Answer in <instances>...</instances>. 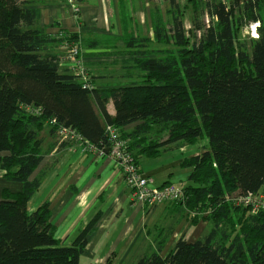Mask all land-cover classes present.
<instances>
[{"label":"trees","instance_id":"trees-1","mask_svg":"<svg viewBox=\"0 0 264 264\" xmlns=\"http://www.w3.org/2000/svg\"><path fill=\"white\" fill-rule=\"evenodd\" d=\"M168 1L169 21L158 15L153 24V42L164 49L138 52L133 61L142 82L102 92L84 88L47 53L52 44L80 48L76 36L52 39L35 28L39 12L25 9V0H0V174L22 186L17 194L4 190L0 201V264H80L97 219L67 247L55 236L49 203L28 211L44 180L33 177L44 159L41 133L70 129L109 155L108 126L120 130L138 166L163 149L208 142L184 161L189 184L172 204L194 214L192 226L211 224L210 232L195 242L182 237L166 257L160 233L158 249L150 245L135 264H264V210L253 214L232 198L264 196V27L250 51L239 43L243 28L264 24V0H188L192 35L186 7ZM150 43L125 39L129 49Z\"/></svg>","mask_w":264,"mask_h":264},{"label":"crops","instance_id":"crops-1","mask_svg":"<svg viewBox=\"0 0 264 264\" xmlns=\"http://www.w3.org/2000/svg\"><path fill=\"white\" fill-rule=\"evenodd\" d=\"M25 2V9L39 12L36 29L44 30L52 39L62 32L77 37L81 61L97 91L142 82L143 75L134 66L135 58L128 55L132 49L125 45L126 37L149 39L151 43L146 45V51L164 49L153 42V24L158 15L169 21L168 0ZM67 51L65 43L52 44L47 49V53L59 58L62 72H71L70 64L65 61ZM107 111L111 117L116 114L112 100ZM132 129L130 126L126 130ZM41 138L44 159L33 177L42 173L44 180L29 202L28 211L33 213L49 203L55 236L67 247L97 219L80 264H135L150 245L158 249L153 240L160 233L164 243L161 255L166 257L182 237L195 242L210 232L206 233L208 222L192 226V218L184 208L169 205L148 208L135 202L121 170L111 158L84 152L76 145H64L49 127L42 131ZM196 146H173L161 150L155 158L143 157L140 171L153 187L184 188L189 184L191 169L182 165L202 153ZM21 189L20 184L7 182L0 174V201L4 190L17 194Z\"/></svg>","mask_w":264,"mask_h":264},{"label":"built area","instance_id":"built-area-1","mask_svg":"<svg viewBox=\"0 0 264 264\" xmlns=\"http://www.w3.org/2000/svg\"><path fill=\"white\" fill-rule=\"evenodd\" d=\"M65 61L70 64L71 72L81 79L84 88H91L92 83L81 61L80 48L77 45L72 44L68 46ZM106 130L112 143V150L109 155L82 141L79 135L73 130L61 128L57 136L61 142L76 145L84 152H96L103 157L111 158L121 170L135 202L148 208H153L156 206L170 205L182 199V188H177L175 185H168L161 188L153 187L148 177L140 171V167L137 165L133 154L129 152L127 142L121 139L120 130L112 126H108ZM235 202L237 205L248 207L253 214L264 210L263 195L250 194L246 197L236 199Z\"/></svg>","mask_w":264,"mask_h":264},{"label":"rangeland","instance_id":"rangeland-1","mask_svg":"<svg viewBox=\"0 0 264 264\" xmlns=\"http://www.w3.org/2000/svg\"><path fill=\"white\" fill-rule=\"evenodd\" d=\"M224 1L226 3H229L230 1L232 2L234 0H224ZM178 2H180V4H181L182 7H186V8H183V21H184L186 30L187 31H190V33H191L190 35H192V31H193V25H192L193 9L191 7H188L187 6L188 0H178ZM204 20H205V22L207 24L209 23V19L207 17H205ZM244 30H245V28H243L241 30L240 34H239V43H246L247 44V47H248V50L250 51L251 50V44L250 43H251V40H254V39H252L249 34H246ZM144 49H146V48H144ZM144 49H132L131 51L128 52V55L133 56L136 59L137 58L136 57V54L138 52H148V51H146ZM197 144H198V146H196L195 149H202V150H204L208 146V142L206 140L205 141H200ZM175 186L177 188H182V187L177 186V185H175ZM237 197L238 196H236V195L235 196H232V198L234 200L237 199ZM169 206H173L174 208L179 207V205H174V204H170ZM189 217L190 218H193L194 217V214H190ZM201 227H203V226H201ZM210 229H211V225L209 224L206 233H208L210 231ZM204 230H202V232Z\"/></svg>","mask_w":264,"mask_h":264},{"label":"clouds","instance_id":"clouds-1","mask_svg":"<svg viewBox=\"0 0 264 264\" xmlns=\"http://www.w3.org/2000/svg\"><path fill=\"white\" fill-rule=\"evenodd\" d=\"M261 27H264V24L260 20H255L251 22L246 28L245 33L249 34L252 39L259 40L261 38V34L258 31Z\"/></svg>","mask_w":264,"mask_h":264}]
</instances>
